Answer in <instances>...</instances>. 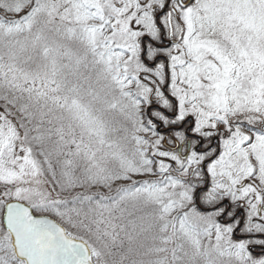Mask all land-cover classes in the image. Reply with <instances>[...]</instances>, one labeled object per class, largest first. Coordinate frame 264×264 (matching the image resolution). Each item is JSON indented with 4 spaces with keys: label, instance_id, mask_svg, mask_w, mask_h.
Wrapping results in <instances>:
<instances>
[{
    "label": "snow or ice",
    "instance_id": "snow-or-ice-1",
    "mask_svg": "<svg viewBox=\"0 0 264 264\" xmlns=\"http://www.w3.org/2000/svg\"><path fill=\"white\" fill-rule=\"evenodd\" d=\"M0 264H264V0H0Z\"/></svg>",
    "mask_w": 264,
    "mask_h": 264
}]
</instances>
